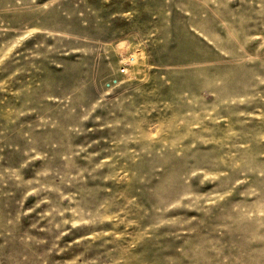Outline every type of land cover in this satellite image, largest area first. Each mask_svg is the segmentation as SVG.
<instances>
[{
  "label": "rangeland",
  "instance_id": "1",
  "mask_svg": "<svg viewBox=\"0 0 264 264\" xmlns=\"http://www.w3.org/2000/svg\"><path fill=\"white\" fill-rule=\"evenodd\" d=\"M0 264H264V0H0Z\"/></svg>",
  "mask_w": 264,
  "mask_h": 264
},
{
  "label": "crops",
  "instance_id": "2",
  "mask_svg": "<svg viewBox=\"0 0 264 264\" xmlns=\"http://www.w3.org/2000/svg\"><path fill=\"white\" fill-rule=\"evenodd\" d=\"M137 54H140L141 52H136ZM135 53H132V54H130L129 56H124L123 57V54H121V59H123L122 60V65H121V67L122 66H125L126 67V69H125V71L124 72H122V71H120V68H119V72H120V74H122V75H128L129 73H130V70H129V67L131 68V65H132V63H133V61H135V57L133 58V60H129V57L130 56H135L134 55ZM113 78H116V76H114ZM113 78L107 83L108 84V86H111V85H113V84H118V83H120L119 81V79H117L116 78V81H114L113 80Z\"/></svg>",
  "mask_w": 264,
  "mask_h": 264
},
{
  "label": "built area",
  "instance_id": "3",
  "mask_svg": "<svg viewBox=\"0 0 264 264\" xmlns=\"http://www.w3.org/2000/svg\"><path fill=\"white\" fill-rule=\"evenodd\" d=\"M131 59H132V57H131ZM125 69H126V67H125V66H122V67L120 68V71L124 72ZM113 80L116 81V78H114Z\"/></svg>",
  "mask_w": 264,
  "mask_h": 264
}]
</instances>
